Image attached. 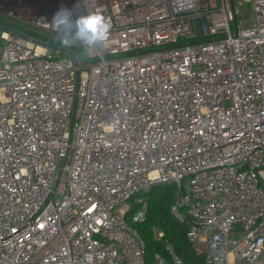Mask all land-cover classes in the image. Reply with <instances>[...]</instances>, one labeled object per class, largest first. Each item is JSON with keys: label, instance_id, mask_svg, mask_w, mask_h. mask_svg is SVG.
Returning a JSON list of instances; mask_svg holds the SVG:
<instances>
[{"label": "built area", "instance_id": "2783aa9c", "mask_svg": "<svg viewBox=\"0 0 264 264\" xmlns=\"http://www.w3.org/2000/svg\"><path fill=\"white\" fill-rule=\"evenodd\" d=\"M62 7L111 23L84 59L8 31L77 48ZM0 25V264H146L158 186L205 264H264V0H0Z\"/></svg>", "mask_w": 264, "mask_h": 264}, {"label": "trees", "instance_id": "16d2710c", "mask_svg": "<svg viewBox=\"0 0 264 264\" xmlns=\"http://www.w3.org/2000/svg\"><path fill=\"white\" fill-rule=\"evenodd\" d=\"M33 36L42 38L37 34H33ZM72 50L80 59L85 58L79 48H72ZM175 199L176 194L173 186H158L148 196L146 220L141 223L129 220L146 244V264L155 263L156 257L164 252L167 242L184 264H205L204 257L196 253L187 238V224L172 213ZM157 230L164 233L161 239H157L155 236Z\"/></svg>", "mask_w": 264, "mask_h": 264}, {"label": "clouds", "instance_id": "9594fccd", "mask_svg": "<svg viewBox=\"0 0 264 264\" xmlns=\"http://www.w3.org/2000/svg\"><path fill=\"white\" fill-rule=\"evenodd\" d=\"M50 24L57 30L62 45L80 48L83 55L106 42L111 29L110 21L98 12L75 17L72 9L66 7L53 15Z\"/></svg>", "mask_w": 264, "mask_h": 264}, {"label": "water", "instance_id": "95a60500", "mask_svg": "<svg viewBox=\"0 0 264 264\" xmlns=\"http://www.w3.org/2000/svg\"><path fill=\"white\" fill-rule=\"evenodd\" d=\"M197 25H198L199 34L200 35H207V33H208L207 23H206V19L204 17H201V18H198L197 19ZM0 28H3V27L0 25ZM3 29H6V28H3ZM8 31H11L13 33H16L19 36H22L24 38L30 39V40H32V41H34L36 43H39V44L48 46V47H50V48H52L54 50H60L62 53L67 54V55H70L71 57H73L74 60H76V61L78 60V56H77V54L73 50L66 49V48H62L60 46H57V45H54V44H50V43L44 42V41L39 40V39L32 38L30 36H26V35H24V34H22L20 32L14 31V30H8Z\"/></svg>", "mask_w": 264, "mask_h": 264}, {"label": "rangeland", "instance_id": "374dc122", "mask_svg": "<svg viewBox=\"0 0 264 264\" xmlns=\"http://www.w3.org/2000/svg\"><path fill=\"white\" fill-rule=\"evenodd\" d=\"M251 23H252V21H248V22H246V24H248V25L251 24ZM81 112H82L81 110L78 112V116L81 115Z\"/></svg>", "mask_w": 264, "mask_h": 264}]
</instances>
